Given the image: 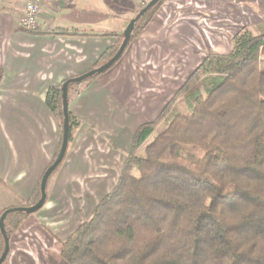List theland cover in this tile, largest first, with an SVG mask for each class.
<instances>
[{
    "label": "trees",
    "instance_id": "1",
    "mask_svg": "<svg viewBox=\"0 0 264 264\" xmlns=\"http://www.w3.org/2000/svg\"><path fill=\"white\" fill-rule=\"evenodd\" d=\"M164 1L144 13L129 42ZM118 48L105 49L98 62ZM263 58L264 34L244 29L228 53L202 60L153 122L135 129L114 188L62 244L65 264H264ZM98 76L70 84L67 100L73 87ZM66 81L45 97L61 127ZM181 99L187 115L175 113ZM68 118L69 145L75 120ZM19 215L26 214L6 217L5 233V222ZM3 250L0 233V256Z\"/></svg>",
    "mask_w": 264,
    "mask_h": 264
},
{
    "label": "rangeland",
    "instance_id": "2",
    "mask_svg": "<svg viewBox=\"0 0 264 264\" xmlns=\"http://www.w3.org/2000/svg\"><path fill=\"white\" fill-rule=\"evenodd\" d=\"M148 1L100 0L99 12L94 14V19L100 22V26L93 27L97 32L84 29L81 35L110 40V47L118 42L120 46L126 26ZM252 2L165 0L150 22L129 42L118 62L98 77L73 87L68 93V102L76 101L94 83L123 93L124 102L117 108L109 99L106 120L107 124H114L112 115L131 117L133 136L139 125L158 117L207 55L228 53L231 39L244 29L254 35L264 34V0ZM99 57L85 72L107 61L98 62ZM261 68L264 69V58ZM175 113H189L184 99L177 103ZM52 118L58 128L59 141L43 173L55 160L62 138L60 119L54 114ZM104 121H91L88 116L75 118L65 159L47 182L45 207L35 214L11 217L5 222L9 253L3 264H65L60 257L62 244L112 191L128 154L112 141L114 132L106 128ZM166 125V122L160 124L156 134ZM82 152L87 156L89 167L73 163ZM34 190L31 197L21 200L17 207L36 203L40 194L34 196ZM4 210L6 208L0 209V215Z\"/></svg>",
    "mask_w": 264,
    "mask_h": 264
},
{
    "label": "crops",
    "instance_id": "3",
    "mask_svg": "<svg viewBox=\"0 0 264 264\" xmlns=\"http://www.w3.org/2000/svg\"><path fill=\"white\" fill-rule=\"evenodd\" d=\"M24 2L0 0L1 210L17 208L21 200L31 197L59 141L58 128L45 105L47 90L88 70L111 43L81 35L84 29L97 32L93 27L100 22L94 14L99 12L100 0H66L63 5L44 0L32 32L19 27ZM122 95L94 83L76 101L68 102V112L74 120L85 116L91 121L105 119L106 128L114 132L112 141L129 151L133 119L115 114L114 124H107L105 114L109 99L117 108L124 102ZM73 163L89 167L84 152Z\"/></svg>",
    "mask_w": 264,
    "mask_h": 264
},
{
    "label": "water",
    "instance_id": "4",
    "mask_svg": "<svg viewBox=\"0 0 264 264\" xmlns=\"http://www.w3.org/2000/svg\"><path fill=\"white\" fill-rule=\"evenodd\" d=\"M160 1L162 0H150L144 8H142L136 15L135 17L130 20L128 25L126 26L125 30L123 31V40L122 43L120 44L117 52L114 54V56L108 60L106 63L101 65L98 68H95L81 76H78L76 78L70 79L66 81L63 86L61 87V107H62V138H61V145L59 152L57 154L56 159L54 162L46 169L44 172L41 182H40V197L37 203L33 206L30 207H17V208H11L7 209L6 211L3 212V214L0 216V233L3 238L4 242V250L0 256V264H3L8 256L9 253V241L5 233L4 229V221L6 217L9 214L13 213H18V214H26V215H32L38 212L43 205L45 204L46 201V186H47V181L51 174L56 170L58 165L62 162L66 150H67V145H68V138H69V118H68V100H67V92H68V86L70 84H78L81 83L85 80H88L94 76L100 75L103 72L107 71L110 69L122 56L123 52L125 51L127 44L130 40L131 34L134 30V27L136 23L139 21V19L144 15L145 12H147L150 8L154 7L157 5Z\"/></svg>",
    "mask_w": 264,
    "mask_h": 264
},
{
    "label": "built area",
    "instance_id": "5",
    "mask_svg": "<svg viewBox=\"0 0 264 264\" xmlns=\"http://www.w3.org/2000/svg\"><path fill=\"white\" fill-rule=\"evenodd\" d=\"M52 1L57 5H63L66 2V0ZM43 2L44 0H25L23 6V14L19 21V27L22 30H24L25 32H32L36 29L37 19L39 17Z\"/></svg>",
    "mask_w": 264,
    "mask_h": 264
}]
</instances>
